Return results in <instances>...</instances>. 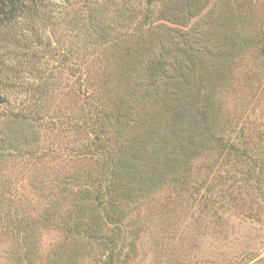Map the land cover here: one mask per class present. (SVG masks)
<instances>
[{"label": "rangeland", "instance_id": "rangeland-1", "mask_svg": "<svg viewBox=\"0 0 264 264\" xmlns=\"http://www.w3.org/2000/svg\"><path fill=\"white\" fill-rule=\"evenodd\" d=\"M8 17L0 264H264V0Z\"/></svg>", "mask_w": 264, "mask_h": 264}, {"label": "trees", "instance_id": "trees-1", "mask_svg": "<svg viewBox=\"0 0 264 264\" xmlns=\"http://www.w3.org/2000/svg\"><path fill=\"white\" fill-rule=\"evenodd\" d=\"M23 0H0V23L4 22L5 19L9 18L8 16H13L17 10L19 9V5L22 4ZM198 110V112H196ZM195 112H193V123L195 125H199L201 123V120L199 119V115L202 113L199 111V108ZM162 151V150H161ZM161 151H158V157L155 158L148 166V168H153L156 170L158 167V160L160 157ZM145 174V172H144ZM102 191H106L105 188L103 190L99 191V194ZM106 192L102 193V195H105ZM112 240V239H111ZM108 264H111L110 260H106Z\"/></svg>", "mask_w": 264, "mask_h": 264}]
</instances>
